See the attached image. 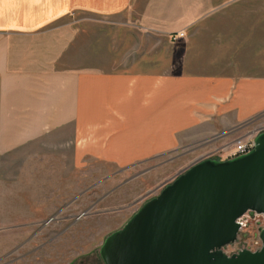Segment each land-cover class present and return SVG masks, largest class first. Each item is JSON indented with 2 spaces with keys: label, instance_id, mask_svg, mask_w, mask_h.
<instances>
[{
  "label": "crops",
  "instance_id": "crops-1",
  "mask_svg": "<svg viewBox=\"0 0 264 264\" xmlns=\"http://www.w3.org/2000/svg\"><path fill=\"white\" fill-rule=\"evenodd\" d=\"M70 14L134 24V58L63 64ZM263 113L264 0H0V153L53 141L74 166L150 177L161 155L228 146Z\"/></svg>",
  "mask_w": 264,
  "mask_h": 264
},
{
  "label": "rangeland",
  "instance_id": "rangeland-1",
  "mask_svg": "<svg viewBox=\"0 0 264 264\" xmlns=\"http://www.w3.org/2000/svg\"><path fill=\"white\" fill-rule=\"evenodd\" d=\"M63 22L68 45L62 61L69 66L89 59L94 63L97 57L102 68L115 69L125 62V49L133 59L141 42L136 26L122 25L119 18L70 14ZM250 121L240 135L264 123V113ZM56 145L38 142L26 150L0 153V264H104L99 249L105 237L121 228L189 162L215 149L187 146L165 153L160 166L151 168L158 173L149 177L147 166L127 171L106 162L74 166L65 159L69 152ZM259 229L260 221L250 219L223 252L253 249Z\"/></svg>",
  "mask_w": 264,
  "mask_h": 264
},
{
  "label": "water",
  "instance_id": "water-1",
  "mask_svg": "<svg viewBox=\"0 0 264 264\" xmlns=\"http://www.w3.org/2000/svg\"><path fill=\"white\" fill-rule=\"evenodd\" d=\"M247 211L264 218V131L248 153L200 157L179 171L105 237L99 255L104 264H264V228L259 249L222 250Z\"/></svg>",
  "mask_w": 264,
  "mask_h": 264
},
{
  "label": "built area",
  "instance_id": "built-area-1",
  "mask_svg": "<svg viewBox=\"0 0 264 264\" xmlns=\"http://www.w3.org/2000/svg\"><path fill=\"white\" fill-rule=\"evenodd\" d=\"M183 35H184V33L182 31L177 32L176 35L173 36V39L178 40L180 38H183ZM261 131H264V123L255 127V129L252 130L250 133H247L246 135L239 136V137L235 138L229 146L225 145V146H222L220 148H215L214 150L207 153L204 157H212V158H216V159L221 160V159L232 158V157H235V156H238L241 154L248 153L249 151H251L254 148L255 137ZM225 152L227 154L225 155V158H222L223 154H225ZM216 156H219L220 158H217ZM250 219H255L257 221H260V229L259 230L264 228L263 215L255 212V211L245 212L243 215L238 217L236 219V221L240 224V226L242 228V227L246 226L247 222ZM259 234H258L257 240L255 242L256 246L253 248L254 250L259 249V247L261 245V240H260ZM248 249L253 250L250 247H248Z\"/></svg>",
  "mask_w": 264,
  "mask_h": 264
}]
</instances>
